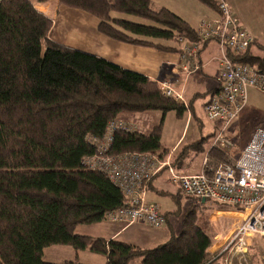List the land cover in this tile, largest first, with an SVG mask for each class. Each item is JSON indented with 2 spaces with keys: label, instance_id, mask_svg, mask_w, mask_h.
<instances>
[{
  "label": "trees",
  "instance_id": "obj_1",
  "mask_svg": "<svg viewBox=\"0 0 264 264\" xmlns=\"http://www.w3.org/2000/svg\"><path fill=\"white\" fill-rule=\"evenodd\" d=\"M195 1L217 16L218 0ZM57 6L83 11L95 20L96 31L115 42L173 52L177 45L180 51L181 40L209 42L196 37L198 24L193 28L166 7L154 10L150 0H58ZM54 7L55 0L45 7L29 0L0 1V264H41V251L55 246L88 249L104 255L105 264L138 258L140 264H222L207 249L205 212L228 207L197 198L189 197L195 201L180 221V232L157 247L75 233L78 226L101 223L125 200L107 173L86 164V157L167 154L160 144L161 123L148 134L128 127L109 130L120 113L158 111L163 117L173 111L179 117L187 108L163 96L156 81L142 73L51 44ZM35 18L42 23L41 37ZM234 60L264 73V46L253 39ZM108 135V148H97ZM191 148L198 150L195 143ZM208 155L225 159L216 148ZM252 250L257 264L261 248L255 244Z\"/></svg>",
  "mask_w": 264,
  "mask_h": 264
},
{
  "label": "built area",
  "instance_id": "obj_2",
  "mask_svg": "<svg viewBox=\"0 0 264 264\" xmlns=\"http://www.w3.org/2000/svg\"><path fill=\"white\" fill-rule=\"evenodd\" d=\"M197 26L199 41L213 40L220 49V87L211 94L203 108L206 120L220 124L214 145H227L224 130L245 107L249 89L264 92V73L234 60L252 43L253 37L239 23L227 1L218 0L217 16L201 18ZM199 45L198 42L181 40L179 63L165 79L155 80L163 96L183 100L175 86L178 79L174 77L179 70L188 74L200 68ZM120 127L127 128L120 121L111 125L109 130ZM110 140L108 135L98 142L97 148L106 150ZM85 160L90 167L107 173L125 197L124 206L106 213L105 221L124 225L141 222L155 229L165 225L166 216L160 208L145 201V187L152 177L167 168L171 180L186 196L203 199L210 204L234 206L245 214L238 227L227 235L212 255L219 256L222 264H233L232 257L238 258L241 264H253L251 246L256 243L261 247L258 264H264V127L254 128L248 143L240 150L239 158L231 165L209 166V159L205 157L202 170L193 175L175 174L169 162L151 153L133 152L110 157L95 155Z\"/></svg>",
  "mask_w": 264,
  "mask_h": 264
},
{
  "label": "crops",
  "instance_id": "obj_3",
  "mask_svg": "<svg viewBox=\"0 0 264 264\" xmlns=\"http://www.w3.org/2000/svg\"><path fill=\"white\" fill-rule=\"evenodd\" d=\"M49 1L51 0H45L44 2H39L38 0H29L31 6L36 4L42 7H45ZM193 3L195 4L193 5L195 7L193 12L196 15V17L193 18L189 15L184 17L176 11H173L169 8L168 9L172 12H175L177 15L187 21L193 28L197 27L196 25L201 18L216 16L212 10L208 9L204 5L198 2L196 3L195 1H193ZM57 4L58 0H55V11L52 19L53 22L51 24L52 27L48 32L49 38L52 40L51 44H56L65 49L75 51L80 55L97 54L105 60L107 59L108 61L116 65H120L127 70H133L140 74L142 73L152 81L165 79V77L169 75L170 70L179 63V52L177 51V47H179L178 45L176 46L175 52H173L167 50L161 51L153 46L149 47L130 43L126 44L119 41L115 42L109 39L107 36H104L96 31L95 20L89 15L88 16L92 20L87 16V14L80 12L81 10L79 11L62 6L58 7ZM61 12H63V19L66 20V22H64L60 28L57 26V19ZM42 14L43 17L46 16L44 13ZM251 36L255 40L254 35ZM219 55L220 49H218L217 43L215 41L210 40L209 42H204L199 45L198 61L200 63V68L196 71L189 72L188 74L183 73L181 70L175 74L174 78L178 79L175 85L176 90L180 92L181 97L183 98V105L187 108L186 112H188V114L185 118L181 135L173 144H171V146L162 145L160 138V144L164 149L167 150V154L163 156V158H159L169 162L170 167L173 168L175 174L177 175H191L182 169L181 164L185 157H187L188 153L192 151L202 152L204 155L201 161L200 171L202 170V162L205 157H208L209 159V166H216V164H220L222 166L228 167V165H231L239 158L240 150L248 143L254 128L264 127L262 125L259 126L260 124H253L248 128L245 127V125L251 119V114L257 109V105L261 99L259 96L260 94L256 90L249 89L247 93L248 100L245 104V107L237 114L235 119L229 123L223 132V137H225V133L228 130L230 131V138L227 137L225 139V142H227V147L220 143L214 145V139L220 132V124L218 122H212L205 119L203 105L209 100L211 94L216 92L215 90H218L220 87L218 82ZM188 97L189 99L187 101ZM155 112H144L149 114L143 115V117L138 116L137 114H132V112L131 114L120 113L117 121H121L123 123L125 122L129 129L136 130V128H140L141 132L139 133L148 134L154 127H156V125L153 127L150 125L143 126L141 123H139V120L141 118H152L153 123L158 119L160 122L162 116L160 118V116L155 114ZM192 119L196 120V128L198 127V129L195 130L191 142L186 144L184 143V145L180 148V145H182L181 143L186 136H184L183 131L186 125L191 123ZM133 121H136V123H133ZM242 130L247 131L245 136L242 135ZM194 143L198 147V150L191 148ZM212 148H216L225 154L224 161L220 159L217 160V158L215 159L208 155V152ZM176 159L178 160L177 163H175ZM164 173L166 174L164 175ZM165 182H171L172 184L177 185L173 180H171L170 173L168 172L167 168L161 170L146 184L145 201L150 204H156L160 208V204L158 203L161 201V196L168 193ZM226 207L228 208H218L209 211L210 214L204 226L205 233L211 239V243L207 248L211 254L220 244L224 242L227 235H229L236 227H238V223H240L245 217L244 213L238 212L236 210V207L230 205ZM163 214L166 216V223L164 226L169 227L168 215L165 213ZM159 230L160 229L146 226L141 222H136L135 224L125 226L118 223H109L101 230L100 234L102 235H97V237H103L105 239H122L121 241L123 242H127L135 246L139 245L143 248L149 249L166 243L169 241V238L172 234L177 235V233H175L171 227H169L168 230ZM49 248L50 247H46L43 249V256H45L46 260L49 259ZM252 251L250 258L253 257ZM260 253L261 251L259 250L258 258ZM232 259L233 264H241V261L238 258L232 257ZM253 264L256 263L254 262Z\"/></svg>",
  "mask_w": 264,
  "mask_h": 264
},
{
  "label": "rangeland",
  "instance_id": "obj_4",
  "mask_svg": "<svg viewBox=\"0 0 264 264\" xmlns=\"http://www.w3.org/2000/svg\"><path fill=\"white\" fill-rule=\"evenodd\" d=\"M193 1L195 0H150V5L154 10L160 9L162 7H166L173 11H176L177 13H179L184 17L186 15L187 16L189 15L193 18L196 17L195 13L193 12L195 9V7L193 6L195 5ZM225 1H227L231 6V8L233 9L234 13L236 14L239 20V23L243 27H245L251 33V35H254L256 43L258 45L264 46V0H225ZM80 12L83 13V11ZM42 18H45V16ZM35 21L37 22L38 33H39L40 29L38 25L40 24V28H41L42 23L37 21V18H35ZM64 22H66V20L63 19V12H61L57 19V26L61 28ZM39 34L41 37V31ZM258 93L260 94L259 96L261 99L257 105V109L255 110V112L251 114L250 117L251 119L245 125V127L247 128L253 124L254 125L260 124L259 126L261 125L264 126V92H258ZM188 99L189 97L187 98V101ZM122 113L131 114L126 112H122ZM132 114H137L138 116L143 117V115L149 113L143 112V113H132ZM155 114H158L161 118V114L159 112H155ZM187 114L188 112L184 111V113L178 117L173 111H169L161 118L160 122L159 119L155 120V122L153 123L152 118H144V119L141 118L139 120V123H141L143 126L150 125L152 127L161 123V130H160L161 144L165 146L168 145L171 146V144H173L181 135ZM133 123H136V121H133ZM196 129H198V127L196 128V120L192 119L191 123L187 124L183 131L184 136L185 135L186 136L185 138L183 136L184 140L181 143L182 145H180V148L184 145V143L186 144L191 142ZM135 131L141 132V129L136 128ZM247 131L242 130V135L245 136L247 134ZM227 137L230 138L229 130L225 133L224 139H226ZM225 147L227 146L225 145ZM203 157L204 155L202 152H198V151L189 152L187 157H185L184 161L181 164L182 169L186 173H189L191 175L193 173L198 174L200 172V168H201L200 165ZM165 174L166 173H164V175ZM165 185L168 189V193L161 196V201H159L158 204H160L161 212L168 215L169 227H171V229H173L174 232L178 234L180 232V226H179L180 221L183 219V216L186 215L185 213L192 207L195 200H192L191 198L187 197L184 194V192L179 189L177 185L172 184L171 182L170 183L165 182ZM31 204H32V199H31ZM205 214H210V213L205 212ZM108 224L109 222L104 220V222L98 224H91L89 226L81 225L75 229V233L96 238L97 235H102L100 234L101 230L105 227V225ZM123 226L125 225L123 224ZM169 227L167 226L165 227L163 225L159 229L161 231H164V230H168ZM255 250L253 251V254ZM41 256H43V250L41 251ZM48 256H49L48 260L45 259V256L42 257L41 264H44V262L46 261L56 263V262H63L68 260H73L76 263H82V264H105L106 261L104 255L102 256L98 253L89 251L88 249L76 251L70 246L50 247L48 249ZM128 264H139L138 259L132 260Z\"/></svg>",
  "mask_w": 264,
  "mask_h": 264
},
{
  "label": "water",
  "instance_id": "obj_5",
  "mask_svg": "<svg viewBox=\"0 0 264 264\" xmlns=\"http://www.w3.org/2000/svg\"><path fill=\"white\" fill-rule=\"evenodd\" d=\"M202 203H205L203 199L200 200Z\"/></svg>",
  "mask_w": 264,
  "mask_h": 264
}]
</instances>
